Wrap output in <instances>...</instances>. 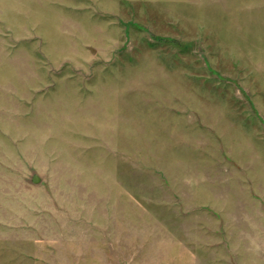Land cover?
<instances>
[{
    "label": "rangeland",
    "instance_id": "obj_1",
    "mask_svg": "<svg viewBox=\"0 0 264 264\" xmlns=\"http://www.w3.org/2000/svg\"><path fill=\"white\" fill-rule=\"evenodd\" d=\"M0 264H264V0H0Z\"/></svg>",
    "mask_w": 264,
    "mask_h": 264
},
{
    "label": "water",
    "instance_id": "obj_2",
    "mask_svg": "<svg viewBox=\"0 0 264 264\" xmlns=\"http://www.w3.org/2000/svg\"><path fill=\"white\" fill-rule=\"evenodd\" d=\"M39 178L37 177V176H35L34 178H33V183H35V184H38L39 183Z\"/></svg>",
    "mask_w": 264,
    "mask_h": 264
}]
</instances>
